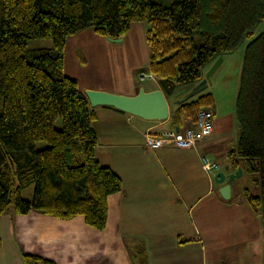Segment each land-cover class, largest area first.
Wrapping results in <instances>:
<instances>
[{
	"label": "trees",
	"instance_id": "1",
	"mask_svg": "<svg viewBox=\"0 0 264 264\" xmlns=\"http://www.w3.org/2000/svg\"><path fill=\"white\" fill-rule=\"evenodd\" d=\"M142 21L150 24L149 73L167 99L178 86L198 83L220 55L245 46L238 143L230 159L258 187L244 192L264 218V28L256 34L264 0H0V216L83 215L89 225L106 228L108 198L123 189V179L97 158V112L79 81L65 73L64 50L69 37L85 30L118 38ZM41 37L52 38L53 47L28 48ZM201 107H214L211 93L171 107L169 120L181 127ZM40 140L49 145L38 149ZM31 184L32 197H24ZM23 259L58 264L27 252Z\"/></svg>",
	"mask_w": 264,
	"mask_h": 264
},
{
	"label": "crops",
	"instance_id": "2",
	"mask_svg": "<svg viewBox=\"0 0 264 264\" xmlns=\"http://www.w3.org/2000/svg\"><path fill=\"white\" fill-rule=\"evenodd\" d=\"M242 50L238 89L245 46ZM228 54L223 55L212 81L202 91L214 97V130L196 147L147 148V133L174 128L169 118L145 119L111 106L92 107L97 112L93 123L99 139L97 158L123 179V189L108 198L106 228L89 225L83 215L59 218L37 211L9 213L4 218L6 242L15 255L23 263V253L27 252L58 264H264V218L244 192L247 186L253 192L258 187L244 165L243 174L230 182L229 198L221 193L227 178L223 183L215 180L219 170L228 174L237 169L230 159V151L238 143L237 92L235 109L220 111L217 91L229 66ZM153 81L146 90L161 88L157 79ZM195 84L176 88L168 98L170 112ZM87 89L124 94L139 91L134 86L114 85H88ZM189 125L192 121L187 118L181 127ZM205 155L220 164L211 174L203 168ZM0 236L3 257L7 249Z\"/></svg>",
	"mask_w": 264,
	"mask_h": 264
},
{
	"label": "rangeland",
	"instance_id": "3",
	"mask_svg": "<svg viewBox=\"0 0 264 264\" xmlns=\"http://www.w3.org/2000/svg\"><path fill=\"white\" fill-rule=\"evenodd\" d=\"M149 28L150 24L148 21L135 22L129 32L123 37V40L119 42H113L106 37H102L93 29H88L69 37L64 50L65 73L76 78L81 89H85V91L88 85L94 87L114 85L121 88L134 86L136 89L150 87L154 84L152 79L148 77L141 79V71L149 73L150 49L146 39ZM263 28L264 23L257 28L256 34L260 33ZM53 45L52 38L41 37L31 39L28 48L53 47ZM242 51L241 47L237 51L235 50L234 53L228 54L227 61L229 66L224 80L217 88L218 93H220V111L227 109L233 111L235 109L234 94L235 92L238 93L236 77ZM56 125L59 128L62 126L60 118L57 119ZM48 145L49 143L46 140L37 142L38 149ZM33 191L34 184H31L23 189L22 195L31 198ZM9 213L14 214L8 211L0 216V233L5 241L3 248L7 249L6 255L0 257V264H24L15 255L9 242H6L8 230L4 218L9 216Z\"/></svg>",
	"mask_w": 264,
	"mask_h": 264
},
{
	"label": "water",
	"instance_id": "4",
	"mask_svg": "<svg viewBox=\"0 0 264 264\" xmlns=\"http://www.w3.org/2000/svg\"><path fill=\"white\" fill-rule=\"evenodd\" d=\"M113 42L123 40V37H108ZM223 61V55H220L207 69L205 76L196 83L178 102H185L204 91L212 81V75ZM90 104L96 106H111L122 111L153 120H167L170 117V105L167 97L161 88L146 90L140 87L136 94H124L101 89H87L85 91ZM179 129V126L176 127ZM227 169L229 168L226 167ZM243 174V167L239 166L236 170L226 173L219 170L215 174V180L223 183L226 178L228 183L221 187L223 197L229 198L231 185L230 182Z\"/></svg>",
	"mask_w": 264,
	"mask_h": 264
},
{
	"label": "built area",
	"instance_id": "5",
	"mask_svg": "<svg viewBox=\"0 0 264 264\" xmlns=\"http://www.w3.org/2000/svg\"><path fill=\"white\" fill-rule=\"evenodd\" d=\"M150 78L156 80L153 73L142 72L141 79ZM203 77V74H202ZM215 112L213 108L201 107L195 116L192 125L186 127H176L164 130L159 134H147L145 136V146L150 149H157L166 146L179 148L196 147L201 140L210 136L214 130ZM203 168L211 174L220 168V164L211 160L208 156H202Z\"/></svg>",
	"mask_w": 264,
	"mask_h": 264
}]
</instances>
